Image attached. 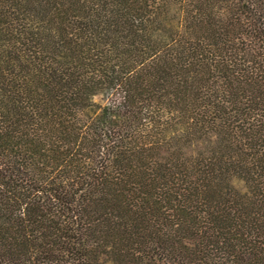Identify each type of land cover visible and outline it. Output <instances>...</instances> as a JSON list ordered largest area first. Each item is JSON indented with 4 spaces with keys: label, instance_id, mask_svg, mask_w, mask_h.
I'll return each instance as SVG.
<instances>
[{
    "label": "trees",
    "instance_id": "16d2710c",
    "mask_svg": "<svg viewBox=\"0 0 264 264\" xmlns=\"http://www.w3.org/2000/svg\"><path fill=\"white\" fill-rule=\"evenodd\" d=\"M0 264H264V0H0Z\"/></svg>",
    "mask_w": 264,
    "mask_h": 264
},
{
    "label": "rangeland",
    "instance_id": "374dc122",
    "mask_svg": "<svg viewBox=\"0 0 264 264\" xmlns=\"http://www.w3.org/2000/svg\"><path fill=\"white\" fill-rule=\"evenodd\" d=\"M238 187H239L241 190H244V185H243V184L239 183V184H238Z\"/></svg>",
    "mask_w": 264,
    "mask_h": 264
}]
</instances>
